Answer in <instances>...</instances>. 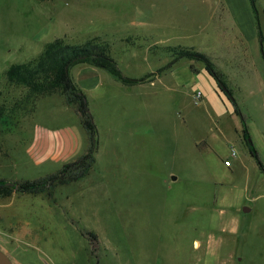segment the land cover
Returning a JSON list of instances; mask_svg holds the SVG:
<instances>
[{
	"label": "rangeland",
	"instance_id": "obj_1",
	"mask_svg": "<svg viewBox=\"0 0 264 264\" xmlns=\"http://www.w3.org/2000/svg\"><path fill=\"white\" fill-rule=\"evenodd\" d=\"M247 2L253 38L241 37L225 0H0L5 182L56 174L90 142L64 94L30 97L8 83L12 64L57 38L83 45L98 37L125 76L167 66L153 83L132 87L96 70L102 83L86 93L98 130L88 173L39 194L0 196V245L17 264H264V0L257 14ZM177 46L211 58L250 141L231 98L203 89L194 67L204 62L184 58L167 71ZM87 66L70 69L78 84ZM230 146L232 168L223 160Z\"/></svg>",
	"mask_w": 264,
	"mask_h": 264
},
{
	"label": "trees",
	"instance_id": "obj_2",
	"mask_svg": "<svg viewBox=\"0 0 264 264\" xmlns=\"http://www.w3.org/2000/svg\"><path fill=\"white\" fill-rule=\"evenodd\" d=\"M251 3L257 14L256 0H251ZM170 51L175 59L170 63L169 67L179 59L184 58L205 63L207 71L216 80L220 90L231 98L235 111L241 115L245 139L250 141L251 136L246 120L240 111L237 101L232 98L233 92L211 58L207 54L198 52L190 47L177 46L170 48ZM110 52V44L102 42L98 37L89 39L83 45L72 44L64 38H57L47 43L38 57L25 63L12 64L7 69L8 83L26 87L29 90L30 97H42L54 93L64 94L68 104L76 108L81 118V123L90 136L91 144L84 154L76 160L64 164L63 168L56 174L37 180L16 182L17 187L6 186L4 184L5 180L0 179V196H11L14 188L21 193L39 194L47 190L50 191L58 185L67 184L84 177L94 164L98 130L89 110L87 96L70 74V69L74 65L89 63L96 67L107 69L116 79L128 85L150 80L157 73L167 69L166 66L144 77L130 78L122 73L117 61L110 55ZM250 148L252 155L260 161L258 152L252 142L250 143ZM261 166L264 169V165L261 164ZM88 234L92 239H97L96 234L92 232Z\"/></svg>",
	"mask_w": 264,
	"mask_h": 264
},
{
	"label": "crops",
	"instance_id": "obj_3",
	"mask_svg": "<svg viewBox=\"0 0 264 264\" xmlns=\"http://www.w3.org/2000/svg\"><path fill=\"white\" fill-rule=\"evenodd\" d=\"M225 2H226V7L228 9V12H229L230 16L235 20L236 27L238 26V28H239V33H240L241 37H244V38H253V37H255L256 36V33H255V30H256V28H255V22H254V19H253L251 10L249 9V5H248L247 0H225ZM258 28H259V26H258ZM151 48H152V46L149 47L148 50L150 51ZM182 60H185V59H179L178 61H176L175 63H173V65H171L170 69L167 70V71L168 72L170 71L172 74L174 72H176L177 69L180 68V67H178V65L180 64V61H182ZM82 64L89 65V66H87L86 68H83V70L80 71V74H79V82L80 83L78 84L76 81L75 82L80 86V88L86 94L87 93V90L95 89V88H97V86H100L101 85L102 79H101V76L96 72V70H98V69H104V68L96 67V66L91 65L89 63H82ZM159 69H157V71ZM194 70L198 73V75L200 76V78H202V79L205 80L204 82H205L206 85L203 84V89L204 90H208V89L209 90H213L214 89L216 92L220 90V88L217 85L216 80L207 71L205 64L204 65H199L198 64V67H196V68L194 67ZM157 71H155V72H157ZM164 72H165V70H164ZM151 73H153V72H151ZM157 74H158V76H160L161 75V72L160 73H157ZM157 74L155 76H153V78L150 79V80H147V81H144V82H140V83L131 84V85L125 84L122 81L116 79L112 74L111 75L117 81L122 82L126 86L132 87V86H135V85H138V84H140L141 86H143V85L148 84V82L153 83L154 80L157 77ZM142 77H144V76H142ZM173 77H174V75H173ZM54 94H56V93H54ZM46 96H51V95H46ZM46 96H42L41 98L46 97ZM206 98H209V97H206ZM207 100H208L207 107L211 111V109H213L212 108L213 103H211L212 101H211L210 98L207 99ZM90 144H91V141L86 146L85 152L89 148ZM62 152H64V148L59 149V156L62 154ZM229 153H230V148H229ZM228 156H229V154L228 155H225L223 160H225ZM236 161H237L236 159L233 161V166L235 165V162ZM233 166L228 167V168H232Z\"/></svg>",
	"mask_w": 264,
	"mask_h": 264
},
{
	"label": "built area",
	"instance_id": "obj_4",
	"mask_svg": "<svg viewBox=\"0 0 264 264\" xmlns=\"http://www.w3.org/2000/svg\"><path fill=\"white\" fill-rule=\"evenodd\" d=\"M203 97V93L201 90L197 91L195 94H194V100H195V103L198 104L201 100V98ZM238 157V153H237V150L234 146H231L230 147V153H229V156L224 160V165L226 167H231L233 166V161Z\"/></svg>",
	"mask_w": 264,
	"mask_h": 264
},
{
	"label": "water",
	"instance_id": "obj_5",
	"mask_svg": "<svg viewBox=\"0 0 264 264\" xmlns=\"http://www.w3.org/2000/svg\"><path fill=\"white\" fill-rule=\"evenodd\" d=\"M4 184L10 187H17L16 182H5ZM0 264H17L12 256L2 247H0Z\"/></svg>",
	"mask_w": 264,
	"mask_h": 264
},
{
	"label": "flooded vegetation",
	"instance_id": "obj_6",
	"mask_svg": "<svg viewBox=\"0 0 264 264\" xmlns=\"http://www.w3.org/2000/svg\"><path fill=\"white\" fill-rule=\"evenodd\" d=\"M0 247H1V245H0Z\"/></svg>",
	"mask_w": 264,
	"mask_h": 264
}]
</instances>
